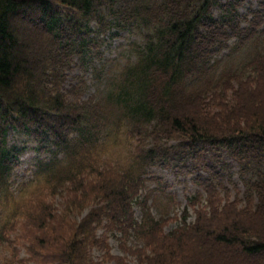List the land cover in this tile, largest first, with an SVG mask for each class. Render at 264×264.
Returning <instances> with one entry per match:
<instances>
[{
    "label": "trees",
    "instance_id": "1",
    "mask_svg": "<svg viewBox=\"0 0 264 264\" xmlns=\"http://www.w3.org/2000/svg\"><path fill=\"white\" fill-rule=\"evenodd\" d=\"M243 6L0 0V245L12 251L4 264H264V0ZM122 31L141 42L104 74L105 37ZM74 67L106 80L99 94L82 99L81 76L65 89ZM11 131L51 155L18 197ZM117 144L127 155L112 152ZM204 145L254 171L245 198L230 199L221 160L210 164ZM187 156L211 176L194 180L203 191L188 199L195 220L186 207L167 232L179 219L153 215L147 182L161 179L149 168L189 174ZM112 238L122 255L112 254Z\"/></svg>",
    "mask_w": 264,
    "mask_h": 264
},
{
    "label": "rangeland",
    "instance_id": "2",
    "mask_svg": "<svg viewBox=\"0 0 264 264\" xmlns=\"http://www.w3.org/2000/svg\"><path fill=\"white\" fill-rule=\"evenodd\" d=\"M222 3L233 1V0H219ZM244 6L240 8V11L245 13L249 6L256 7V0H243ZM121 37L117 38H109L105 37L106 44L104 45L102 51H104V56L108 59V63L105 64V74L109 75V71H119L127 62V53L128 46L132 42L140 41L141 35L137 32L130 31H122ZM227 52H225L226 54ZM245 54V52L239 53L236 55L233 65H236L239 62V59ZM71 78L68 80V84H66V88H69V84H73L72 77L81 76L86 81L87 89L85 97H89L96 93L99 88V80L97 76L92 72L91 69L88 71H81L80 69H76L73 72H70ZM10 145L17 146L22 152L20 153V166L18 169L14 171L13 176L11 177V188L15 191L17 195H19L21 188L23 185L34 178V171L36 164L39 159H46L47 154L41 153L38 151V144L27 135H19L16 132H12L10 135ZM204 154L207 157L210 164H215L217 160H221L218 169L224 175L225 181L224 185L228 187L231 191L232 198L239 196L244 197L247 187V183L251 178L254 177L253 170H243V167L234 159H232L228 153L223 150H214L210 149L206 146H203ZM117 152L120 151L119 146H115L114 148ZM126 153V152H125ZM188 165L191 169V173L189 174H178L171 167L162 166L160 164L154 165L149 168V172L154 176L158 177L163 182V187L160 188V184L155 181H149L147 183L146 190L148 192L153 191V200H155L153 204V213L155 217H160L161 215L169 212L173 215L175 212L181 213L182 209L186 206L187 197H192L196 191H198V187L193 182V179L196 177H208L211 176L210 172L206 169H195L196 163L190 158H187ZM166 189V190H165ZM27 191V188L24 189ZM166 191V192H164ZM174 195L173 199L170 195ZM140 214V211H137ZM192 213V212H191ZM192 217L191 219H193ZM178 222H172L169 226H167L166 230L169 231L176 227ZM118 241L112 239L111 245L112 254L120 255ZM19 251V258L25 256V250L22 248H17ZM122 255V254H121ZM99 256V252L96 254ZM12 258V251L10 249L4 248L3 245H0V264H4L5 259ZM130 263H134L133 259H129ZM109 264H114V262H110Z\"/></svg>",
    "mask_w": 264,
    "mask_h": 264
}]
</instances>
